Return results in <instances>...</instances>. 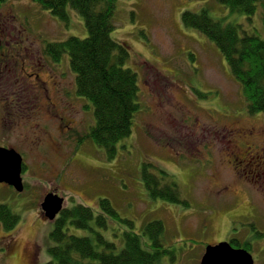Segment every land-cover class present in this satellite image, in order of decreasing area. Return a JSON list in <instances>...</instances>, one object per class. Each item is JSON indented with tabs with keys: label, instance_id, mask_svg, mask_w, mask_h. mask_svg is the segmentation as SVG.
Wrapping results in <instances>:
<instances>
[{
	"label": "rangeland",
	"instance_id": "obj_1",
	"mask_svg": "<svg viewBox=\"0 0 264 264\" xmlns=\"http://www.w3.org/2000/svg\"><path fill=\"white\" fill-rule=\"evenodd\" d=\"M202 9L251 26L217 0H117L112 37L129 51L124 67L138 74L141 108L110 160L85 136L95 124L94 107L77 94L69 56L58 64L44 50L50 42L85 38L83 17L72 10L68 27L33 0L0 2V145L15 147L27 166L22 192L0 182V204L20 216L12 230L0 221V264L50 261L55 223L40 212L49 192L64 197L65 207L81 203L95 214L102 212L99 201L109 199L138 234L162 221L160 264H200L208 246L227 240L248 242L255 264H264V192L236 170L233 155L264 150V113H249L217 46L184 25L185 12ZM253 21L264 33L261 11ZM145 164L168 172L185 204L153 200L142 179ZM98 230L118 242L129 227L108 217V228Z\"/></svg>",
	"mask_w": 264,
	"mask_h": 264
},
{
	"label": "trees",
	"instance_id": "obj_2",
	"mask_svg": "<svg viewBox=\"0 0 264 264\" xmlns=\"http://www.w3.org/2000/svg\"><path fill=\"white\" fill-rule=\"evenodd\" d=\"M33 1L68 27L72 10L83 17L88 31L85 38L71 36L63 41L50 42L44 50L58 64L64 55L69 56L70 67L76 76L77 94L94 107L95 124L85 136L103 148L108 159H114L118 143L132 134L134 117L141 108L138 74L124 67L129 51L112 37L117 0ZM217 1L231 13L248 17L251 26L227 21L226 17L213 18L207 9L185 12L183 23L217 46L231 74L242 87L249 113H264V33L253 23V16L261 11L264 29V0ZM98 6L102 7L98 10ZM150 168H156L159 176ZM142 179L153 200L185 204L178 185L165 170L145 164ZM99 206L102 210L99 214L81 203L62 210L51 232L55 245L49 250L51 259L46 264H160L165 253L162 243L165 225L162 221L148 223L142 234H138L134 231V222L122 218L109 199H101ZM108 217L119 219L129 227L118 242L109 240L98 230L108 228ZM0 221L7 230H12L20 222V216L7 204H0ZM70 226L88 230L89 234H70ZM232 243L249 248L248 242L241 246L238 241Z\"/></svg>",
	"mask_w": 264,
	"mask_h": 264
},
{
	"label": "water",
	"instance_id": "obj_3",
	"mask_svg": "<svg viewBox=\"0 0 264 264\" xmlns=\"http://www.w3.org/2000/svg\"><path fill=\"white\" fill-rule=\"evenodd\" d=\"M23 156L15 148L0 145V182L24 190ZM65 199L57 193L45 196L41 207L43 216L55 220L64 208ZM200 264H255L252 254L246 249L235 248L231 242L223 241L207 247Z\"/></svg>",
	"mask_w": 264,
	"mask_h": 264
},
{
	"label": "flooded vegetation",
	"instance_id": "obj_4",
	"mask_svg": "<svg viewBox=\"0 0 264 264\" xmlns=\"http://www.w3.org/2000/svg\"><path fill=\"white\" fill-rule=\"evenodd\" d=\"M13 57H16V55ZM4 58V55L1 56L0 54V62L2 60L5 61ZM250 134L252 133L250 132ZM233 155L235 156L234 165L236 170L238 172L249 173L253 176L255 182L259 184V187H261L264 192V150L252 153L249 147L243 152L237 150L233 153Z\"/></svg>",
	"mask_w": 264,
	"mask_h": 264
}]
</instances>
